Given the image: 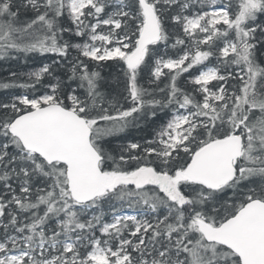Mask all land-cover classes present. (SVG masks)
<instances>
[{
  "label": "snow or ice",
  "instance_id": "6c2138e0",
  "mask_svg": "<svg viewBox=\"0 0 264 264\" xmlns=\"http://www.w3.org/2000/svg\"><path fill=\"white\" fill-rule=\"evenodd\" d=\"M0 62V264H264V0H0Z\"/></svg>",
  "mask_w": 264,
  "mask_h": 264
},
{
  "label": "trees",
  "instance_id": "16d2710c",
  "mask_svg": "<svg viewBox=\"0 0 264 264\" xmlns=\"http://www.w3.org/2000/svg\"><path fill=\"white\" fill-rule=\"evenodd\" d=\"M18 71L19 70H23V71H26L27 68L24 67V66H21L20 68L17 69ZM110 71H113V70H109V69H105V70H102V74L104 76H108L109 75V72ZM9 74V70H8V67L6 65H4L2 62H0V79H3L5 77H7ZM2 95V94H0ZM135 135V132L133 133Z\"/></svg>",
  "mask_w": 264,
  "mask_h": 264
}]
</instances>
